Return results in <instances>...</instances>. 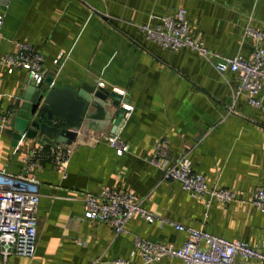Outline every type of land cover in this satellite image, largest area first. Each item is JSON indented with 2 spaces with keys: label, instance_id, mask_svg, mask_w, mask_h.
Listing matches in <instances>:
<instances>
[{
  "label": "crops",
  "instance_id": "0c3cea01",
  "mask_svg": "<svg viewBox=\"0 0 264 264\" xmlns=\"http://www.w3.org/2000/svg\"><path fill=\"white\" fill-rule=\"evenodd\" d=\"M178 9L185 11L193 36L222 55L250 56L248 24L264 35V0H0V54L10 52L16 40L28 42L44 54L54 85L76 92L83 82H102L108 90L124 91L123 100L133 106L114 134L113 125L78 131L65 174L49 160L31 170L39 183L34 252L5 260L0 255V264H113L115 259L138 264L134 236L174 246L187 238L165 221L264 250V211L251 202L257 188L264 190V94L261 107L250 105L244 94L234 98L236 73L218 72L216 59L209 62L187 48L164 49L144 38L139 25L150 15ZM25 80H30L26 71L9 74L0 66L5 111H11ZM5 129L0 128V170L17 174L28 149L38 143L13 145ZM112 135L127 145L123 155L105 139ZM161 138L170 160L187 155L208 185L229 188L236 199L207 207L178 182L161 181V170L149 162ZM102 186L132 191L157 220L134 215L126 232L115 234L107 223L85 219L83 195ZM154 264L185 263L170 258Z\"/></svg>",
  "mask_w": 264,
  "mask_h": 264
},
{
  "label": "built area",
  "instance_id": "2783aa9c",
  "mask_svg": "<svg viewBox=\"0 0 264 264\" xmlns=\"http://www.w3.org/2000/svg\"><path fill=\"white\" fill-rule=\"evenodd\" d=\"M139 29L146 40L164 49L175 51L187 48L199 53L209 62L213 58L216 59L214 68L218 72L236 73L237 84L232 90L233 97L244 94L250 105L261 107L264 94V47L260 45L264 35L261 30L250 24L244 29V36L253 43L250 56L244 58L240 54L222 55L208 49L201 39L191 33L189 20L183 9H178L172 14L150 15L146 23L139 25ZM61 56L62 53H59L52 63L56 65ZM44 60L42 51L35 49L28 42L19 40L13 42L10 52L0 54V66L5 67L7 73L22 69L34 84L40 83L47 74ZM98 84L104 86L102 82ZM118 92L122 97L125 94L122 90ZM122 107L126 111L124 117L133 109L126 101L122 103ZM8 117L9 112L0 106V128L6 125ZM105 139L117 155L128 151L127 145L118 135L107 136ZM73 151L74 146L64 142L37 144L28 149L25 166L19 173L11 174L0 170V255L3 260L13 253L30 256L34 252L39 183L31 170L39 169L44 161L49 160L58 171L65 174V166ZM149 162L161 170V181L178 182L190 195L203 199L207 207L212 201L226 204L236 199L231 189L208 185L205 175L192 168L187 155L170 160L166 140L163 138L155 143ZM82 200L83 217L107 223L115 234L125 233V225L134 215L150 223L157 220L151 211L142 206L143 199L132 191L102 186L96 193L84 194ZM251 202L259 211H264L262 188L254 191ZM165 222L185 231L187 238L180 246H174L134 236L133 244L140 255L138 264H154L170 258L179 259L185 264H264V250L245 241H231L205 230ZM261 246L264 248V239ZM113 264L129 262L125 259H115Z\"/></svg>",
  "mask_w": 264,
  "mask_h": 264
},
{
  "label": "water",
  "instance_id": "95a60500",
  "mask_svg": "<svg viewBox=\"0 0 264 264\" xmlns=\"http://www.w3.org/2000/svg\"><path fill=\"white\" fill-rule=\"evenodd\" d=\"M125 102L120 93L98 82H83L75 92L52 83V76L34 84L25 80L11 101L6 123L13 145L31 140L38 144H71L77 132L110 126L114 134L124 121Z\"/></svg>",
  "mask_w": 264,
  "mask_h": 264
}]
</instances>
